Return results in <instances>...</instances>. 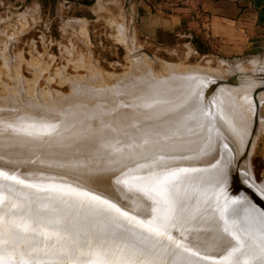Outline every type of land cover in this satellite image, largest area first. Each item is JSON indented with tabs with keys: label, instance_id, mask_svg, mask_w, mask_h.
Wrapping results in <instances>:
<instances>
[{
	"label": "bare ground",
	"instance_id": "6f19581e",
	"mask_svg": "<svg viewBox=\"0 0 264 264\" xmlns=\"http://www.w3.org/2000/svg\"><path fill=\"white\" fill-rule=\"evenodd\" d=\"M131 45H128L130 50ZM136 54L133 53V56ZM143 54L146 57L147 53ZM8 55L6 48L2 53L3 68L11 71L14 68L16 73V69H21L23 60L20 56L22 62L17 61L16 64V59L11 68ZM138 58L133 60L134 63L131 60L132 67L130 65L128 73L124 77L125 73L121 74V78L119 75V78H114L116 75H113L111 79V74L110 77L101 74L104 76L101 78L97 74L95 76V72L94 76L92 72L87 78H69L73 84V89L70 86L72 96L53 95L46 87L38 89L35 80L39 78H34L35 84L20 77L12 85L2 86L4 94L7 93L3 101L17 112L15 118L12 114L9 125L0 123V172L22 182L15 185L16 190L11 197L6 191L4 199L6 202L14 199L22 206L39 207L41 212L50 213L59 223L68 224L81 239L91 242L93 236L107 227L106 223L83 207L76 209V204L66 198L51 203L42 199L40 203L43 207L29 204L34 197L27 190L28 184L22 185L26 181L22 173H31L34 181L41 180L45 175L39 173L40 169L77 174L81 179L87 178L90 183L84 180L85 183L92 185L93 191L89 194L99 197L102 193L101 196L97 193L98 187L119 183L116 195H121L125 205L118 207V204V208L128 215L138 216L147 227L166 236H176L172 241L187 249L186 255L194 264H223L231 251L229 244L243 250L242 240L232 230L233 222L248 223L256 228L260 213H264V206L259 207L237 184V180H241L247 187L251 185L247 176V155L255 148V144L251 143L259 138L256 135H261L259 130L264 127V117L261 118L259 112V105L264 103V55L221 61L215 70H210L211 67H206L210 68L208 70L199 69L200 72L206 70L204 73L194 72L196 68L198 71L197 66L167 65L169 68L163 69L161 64L164 62L159 63L166 77H160V70L154 68L158 76L155 70L150 69L153 65L151 58L147 60L151 59L152 63ZM81 60H76L75 64ZM148 64L152 65L149 67ZM38 66L40 72H44L49 65ZM8 77L11 78L9 74ZM235 80L239 83L235 84ZM62 81L65 84L63 78ZM22 95L26 96L25 105L19 101ZM148 123L150 128L144 129ZM75 124L82 129L75 132ZM65 145H78L75 147L78 157L59 156L52 159L49 156L50 151ZM108 152L115 157L124 156L103 160L102 156ZM228 161L232 162V170L225 177L224 169L229 168ZM169 173H176L165 181L171 193V205L164 202L167 194L157 193V182ZM81 185L79 189L83 190ZM255 187L264 195V184ZM85 192L88 193L87 190ZM110 201L114 202L113 199ZM179 216L183 221L179 222L182 223L181 229L179 224H173ZM180 218L177 220L180 221ZM94 220L102 224L96 230L91 229ZM167 226L179 227L180 230L173 227L167 231ZM226 227L228 231H225ZM194 231L207 237L208 241H203V245H194L180 238L184 233ZM258 259L248 258L246 264H258ZM8 264H16L15 258Z\"/></svg>",
	"mask_w": 264,
	"mask_h": 264
},
{
	"label": "rangeland",
	"instance_id": "374dc122",
	"mask_svg": "<svg viewBox=\"0 0 264 264\" xmlns=\"http://www.w3.org/2000/svg\"><path fill=\"white\" fill-rule=\"evenodd\" d=\"M174 5V10L178 9L177 12H172V10L168 8L157 9L164 12L166 15L180 14L182 18L181 27L173 32L167 31V29L166 31L163 30V26H160V28H152V24L150 25V21H152V19L153 21L157 19L162 21L168 20V17L162 18L164 15L161 13L155 15V18L151 17V15H149L150 13L147 12L149 10L145 8V14L143 11H140L139 13L136 0H0V75L1 73H5V75L2 74L4 77L2 75L0 76V99L2 100H0V123L5 126L9 125L12 114L14 116L13 118H15L17 112L13 111L9 105L3 101L7 97V93L4 94L3 92V85H12L20 77L23 80L25 79V81L27 80L30 84H35V82H37L38 89L40 90L46 87L45 89H49L53 95L59 94L63 97L72 96L71 93L73 84H71V81L68 80L69 78L70 80L71 78L73 79V77H76L77 79L80 76L87 78L88 75V77L91 76L92 72V76H94L95 72V76L97 74L101 78H104L101 74L108 77L111 76L110 78L112 79L113 75H116L114 78H117V75L120 77L121 74L123 75L125 73L123 75L124 77L126 73H128L127 71H129L128 69H130V65L132 67L131 62L138 57V59L144 58L147 63H152L151 61L153 60V65L150 64L152 65L150 69L160 70V77L161 75L166 77L163 75L166 73H162V70L160 69V64L163 62L164 64H161L163 69H165V67L169 68L167 65H178L177 67L186 66V68L187 66H197L199 67L198 71L196 68L194 69V72L202 73L204 70L200 72L199 69L211 67V69H206L215 70L218 68L221 61L245 59L246 57H259L264 55V45L249 44L245 37H241V39H239L237 34L232 33L224 38L212 35L206 28L207 26L205 21L198 13V10L194 8L191 1L181 0L177 1ZM140 14L141 18H139ZM121 24L123 25L122 27ZM127 25L129 29L127 28ZM119 32L123 34H120ZM132 43L133 45L136 43V45L139 44V46L134 45L138 48V50L136 47L131 45ZM127 44L131 45L130 47L133 49L131 50L134 54H136L137 50L138 55L136 54L134 57ZM6 48H8V58L12 62L11 64L9 61L11 68L16 59V64L20 63L21 60L24 62L23 63L21 61L22 67L19 70L16 69V73L13 72L14 68H12L13 71L3 68L4 61L2 59V53ZM129 50L131 51V55ZM143 53H147L146 57L149 55L147 58H151L152 60H147ZM131 56L134 57L133 60ZM19 57L22 59L20 60ZM78 59L82 60L75 64ZM159 60L161 62H159ZM17 61L19 62L17 63ZM42 62L49 65L48 68L44 66V68H47L44 72H40L38 66V64L44 65ZM28 63L30 64L27 65ZM4 69L6 70L5 72ZM7 71L8 73H6ZM163 71L166 72L165 70ZM8 74L11 76L10 79ZM157 74L158 72L155 75ZM33 75L36 76L34 77ZM34 78L39 79L34 82ZM62 78L64 79L65 84L63 83ZM30 80L33 83H31ZM236 83H239V81L235 80V84ZM25 95H27L26 91ZM25 95H22V100H19L22 105H25L26 102ZM4 106H6L5 109ZM259 112L261 118L264 117V103L259 105ZM77 125L75 124L73 126V130L75 132L82 129ZM149 125V123L147 125L145 124L144 129L150 128ZM263 129L264 127L261 130ZM261 130H259V133L262 136L257 133L256 136H259V138H256L251 143L255 144V148L251 154H249V152L247 155V176L251 185L253 182L254 185H252V187L254 189L251 185H248L247 187L246 183L241 180H237L240 190L249 191L254 194L252 198L257 202L259 207L264 206V201L261 200V198L264 199V195L262 192L257 191L258 187H255L262 186L264 184V130L263 133ZM74 131H71V133ZM34 132H36V130H34ZM76 146H59L53 151H50L49 156L52 159L59 156L64 158L78 157V151L75 149ZM69 150L70 153H67ZM123 156L124 155H118V157H115L113 153L111 154L108 152L105 153L102 158L103 160H114L115 158H123ZM233 158H235V156H233ZM230 163L232 164V162L228 161V165L225 164L229 167L228 169L225 168L226 170L224 169L226 174L224 173L223 176L225 177L228 172H231L232 170L230 169ZM217 172L219 173V171ZM18 173H20V171H17V174ZM39 173L42 175L48 174L46 175L48 178H53L52 180L49 179L51 183L48 182V178L45 179V175V177H39L41 180L34 181L31 178L33 177L31 173H22V176L24 174L23 177L26 180L22 185L24 186L25 184H28L29 186L27 185V190L31 193L38 192V195L43 196L53 194H59L62 196L65 192L86 193L85 191L87 190L89 193L90 191H93L91 190L92 185L88 184L90 182L87 181V178L84 179V177H82L81 179V177L77 174H69L66 171L52 173L43 169H40ZM56 176H58L60 180ZM65 177H68L67 179L70 178L71 180H67ZM213 177L216 178L214 175ZM84 180L88 183H85ZM219 180L220 179H218V181ZM69 185H77V187L74 186L73 188ZM79 185L83 187V190L79 189ZM119 185V183L114 185H101L97 188V193H99V195L102 193L101 195L106 198L100 195L101 198L105 200L109 199V202H111L110 199H113L116 203H111L115 205L120 204L118 207H122L125 205V201H123L124 199H121V195H116L117 192L119 193ZM81 186L80 188H82ZM67 190L69 192H67ZM66 200L72 201L67 198ZM79 207L80 206L76 204L75 208H82ZM236 212H239V210ZM129 216L134 217L137 221L140 220L138 216ZM180 217L181 216H179V218ZM179 218H176L173 221L174 223H172L174 225L179 224L178 226L181 229L182 226L180 225L182 223L180 224L179 222L182 221V217L180 218V221H178ZM139 222H141V220ZM173 227L174 226H167L166 230L170 231ZM179 227H174V229L180 230ZM176 238L177 237L175 236L173 239L175 240ZM180 238L185 242L193 243L194 245H203V241H208L207 237L200 236L195 231L192 233H184V235H181Z\"/></svg>",
	"mask_w": 264,
	"mask_h": 264
},
{
	"label": "snow or ice",
	"instance_id": "6c2138e0",
	"mask_svg": "<svg viewBox=\"0 0 264 264\" xmlns=\"http://www.w3.org/2000/svg\"><path fill=\"white\" fill-rule=\"evenodd\" d=\"M175 175L169 173L157 182V193L167 194L164 202L169 205L173 201L165 181ZM12 181L14 177L0 172V264H8L13 258L16 264H194L186 255L187 249L180 248L170 236L147 227L99 196L69 192L41 198L38 192L31 193L34 199L29 204L43 207L42 199L51 203L67 198L106 223L91 242L81 239L68 224L59 223L39 207L22 206L14 199L6 202L4 193L11 197L15 185L22 183ZM232 230L242 240L243 250L229 244L231 251L223 264H246L248 258L257 257L258 264H264V213H260L256 228L233 222Z\"/></svg>",
	"mask_w": 264,
	"mask_h": 264
},
{
	"label": "crops",
	"instance_id": "0c3cea01",
	"mask_svg": "<svg viewBox=\"0 0 264 264\" xmlns=\"http://www.w3.org/2000/svg\"><path fill=\"white\" fill-rule=\"evenodd\" d=\"M181 0H136L140 11L145 14V9L149 10L151 17L162 14L168 20L150 21L152 28L176 31L181 27L182 18L180 14L166 15L159 9L174 10V4ZM198 10L206 23V28L212 35L217 37H227L230 33L237 34L238 38H246L249 44L264 45V0H189ZM145 8V9H144ZM156 9V10H154ZM141 18V14L139 15ZM170 33V32H169Z\"/></svg>",
	"mask_w": 264,
	"mask_h": 264
},
{
	"label": "water",
	"instance_id": "95a60500",
	"mask_svg": "<svg viewBox=\"0 0 264 264\" xmlns=\"http://www.w3.org/2000/svg\"><path fill=\"white\" fill-rule=\"evenodd\" d=\"M243 191L247 194V197H248V196H250V197L254 196V194H253L252 192L245 191V190H243ZM259 199H260V198H259ZM261 200L264 201L263 198H261ZM58 204L61 205L60 203H58ZM101 225H102V224L99 222V220H94V221H93V225H92L93 228H91V229L96 230V229H98Z\"/></svg>",
	"mask_w": 264,
	"mask_h": 264
}]
</instances>
